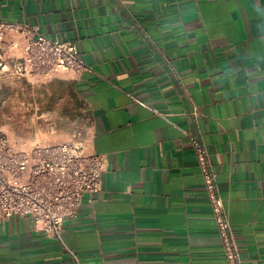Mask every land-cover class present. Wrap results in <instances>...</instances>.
I'll return each instance as SVG.
<instances>
[{
  "label": "crops",
  "instance_id": "obj_1",
  "mask_svg": "<svg viewBox=\"0 0 264 264\" xmlns=\"http://www.w3.org/2000/svg\"><path fill=\"white\" fill-rule=\"evenodd\" d=\"M0 22L76 41L92 67L0 84V135L80 132L103 189L63 224L83 264H227L188 137L208 146L243 264H264V0H0ZM0 264H75L29 217L0 222Z\"/></svg>",
  "mask_w": 264,
  "mask_h": 264
},
{
  "label": "built area",
  "instance_id": "obj_2",
  "mask_svg": "<svg viewBox=\"0 0 264 264\" xmlns=\"http://www.w3.org/2000/svg\"><path fill=\"white\" fill-rule=\"evenodd\" d=\"M91 71L76 41L47 37L38 25L0 22V84L20 77L45 81ZM188 137L203 175L226 262L243 264L208 146L192 133ZM107 166L106 155L89 151L80 132L66 141L28 147L0 135V222L14 215L29 217L33 230L60 241L74 263L83 264L79 255L64 244L63 224L78 215L87 196L102 191Z\"/></svg>",
  "mask_w": 264,
  "mask_h": 264
}]
</instances>
